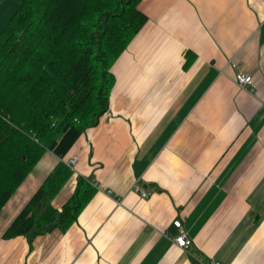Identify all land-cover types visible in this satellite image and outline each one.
<instances>
[{"label":"crops","instance_id":"crops-1","mask_svg":"<svg viewBox=\"0 0 264 264\" xmlns=\"http://www.w3.org/2000/svg\"><path fill=\"white\" fill-rule=\"evenodd\" d=\"M139 9L148 21L113 67L109 111L64 159L45 153L0 212V264H264V0ZM59 163L73 174L58 211L81 177L96 183L78 220L5 238Z\"/></svg>","mask_w":264,"mask_h":264},{"label":"trees","instance_id":"trees-1","mask_svg":"<svg viewBox=\"0 0 264 264\" xmlns=\"http://www.w3.org/2000/svg\"><path fill=\"white\" fill-rule=\"evenodd\" d=\"M142 1L17 0L0 33V212L45 153L64 159L109 111L113 67L148 21ZM72 174L59 163L4 237L67 231L97 191L81 177L55 209Z\"/></svg>","mask_w":264,"mask_h":264},{"label":"built area","instance_id":"built-area-1","mask_svg":"<svg viewBox=\"0 0 264 264\" xmlns=\"http://www.w3.org/2000/svg\"><path fill=\"white\" fill-rule=\"evenodd\" d=\"M237 85L242 88L243 90H249L253 86V77L251 75H245L237 72L236 77H235ZM78 163V158L73 157L69 161H67V165L69 168L74 170L77 166ZM94 187H96V183L93 182ZM141 194L143 197H148V193L142 189ZM112 192H110V195ZM175 226L178 228H181V222L176 221ZM173 241L175 242L176 245H178L180 248L188 250L192 246V241L188 239L185 235H180L177 237H172ZM218 264V263H216Z\"/></svg>","mask_w":264,"mask_h":264},{"label":"rangeland","instance_id":"rangeland-1","mask_svg":"<svg viewBox=\"0 0 264 264\" xmlns=\"http://www.w3.org/2000/svg\"><path fill=\"white\" fill-rule=\"evenodd\" d=\"M18 6H19V4H18L17 0H2L1 1L0 7H2V8L0 10V19L2 17V14H1L2 12L1 11L3 9L4 14H5L4 17H3V19L6 20V23L4 21V24L5 25L2 28H4L6 26V24L10 20V18L13 16V14L18 9ZM3 19H2V24H3ZM36 171H38V170H36Z\"/></svg>","mask_w":264,"mask_h":264},{"label":"bare ground","instance_id":"bare-ground-1","mask_svg":"<svg viewBox=\"0 0 264 264\" xmlns=\"http://www.w3.org/2000/svg\"><path fill=\"white\" fill-rule=\"evenodd\" d=\"M92 184H93V182H92ZM181 225H182V223H181Z\"/></svg>","mask_w":264,"mask_h":264}]
</instances>
